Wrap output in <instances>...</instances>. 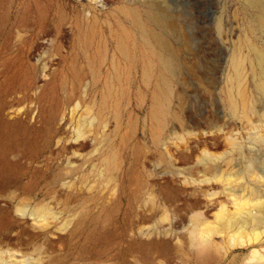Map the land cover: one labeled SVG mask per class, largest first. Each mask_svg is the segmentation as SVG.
<instances>
[{
	"label": "rangeland",
	"instance_id": "rangeland-1",
	"mask_svg": "<svg viewBox=\"0 0 264 264\" xmlns=\"http://www.w3.org/2000/svg\"><path fill=\"white\" fill-rule=\"evenodd\" d=\"M262 17L0 0V264H264Z\"/></svg>",
	"mask_w": 264,
	"mask_h": 264
},
{
	"label": "bare ground",
	"instance_id": "bare-ground-1",
	"mask_svg": "<svg viewBox=\"0 0 264 264\" xmlns=\"http://www.w3.org/2000/svg\"><path fill=\"white\" fill-rule=\"evenodd\" d=\"M247 1V3L250 5V6H252V7H256V8H258V6L260 5V3H261V0H246ZM155 5V4H154ZM152 7V6H151ZM154 8V7H153ZM152 9V8H151ZM147 13V17H148V19L152 22V24L154 25V26H157V27H161V29L162 28H167V29H172V26H170V24H168L167 22H166V20L163 18V16H162V14L160 13V12H158V11H152V10H150V6H148V11L146 12ZM261 19V21H262V23L264 24V17H262V18H260ZM168 31V30H167ZM157 47V46H156ZM165 50H166V52H167V54L169 55V56H171V57H174V53H173V51L170 49V47L168 46V44L166 43V45H165ZM165 67L166 68H168V69H170V70H172V66L171 65H168V64H166L165 65ZM176 68V67H175ZM177 69V68H176ZM178 72V71H177ZM258 87H259V89L260 90H262V92L264 93V87L262 86V85H258ZM245 90V89H244ZM244 93V92H243ZM242 101V100H241ZM242 105V104H241ZM75 108V107H74ZM74 113V112H73ZM18 118V117H17ZM92 123V122H91ZM20 126V125H19ZM1 151V150H0ZM154 197V196H153ZM257 213V212H256ZM34 216H36V214L34 215ZM255 216V215H254ZM41 218V217H40ZM252 219H253V217H252ZM44 221V220H43ZM259 221V220H258ZM254 222H256L255 220H254ZM256 223H258V222H256Z\"/></svg>",
	"mask_w": 264,
	"mask_h": 264
}]
</instances>
